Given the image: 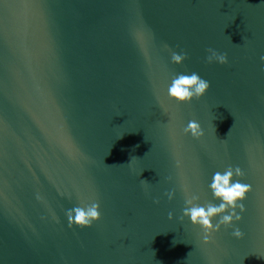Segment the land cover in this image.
Returning <instances> with one entry per match:
<instances>
[{"label": "water", "instance_id": "1", "mask_svg": "<svg viewBox=\"0 0 264 264\" xmlns=\"http://www.w3.org/2000/svg\"><path fill=\"white\" fill-rule=\"evenodd\" d=\"M261 57L264 0H0V264H264ZM193 72L205 96L170 100ZM230 166L245 211L205 245L185 199L218 205ZM94 202L99 222L70 228Z\"/></svg>", "mask_w": 264, "mask_h": 264}, {"label": "clouds", "instance_id": "2", "mask_svg": "<svg viewBox=\"0 0 264 264\" xmlns=\"http://www.w3.org/2000/svg\"><path fill=\"white\" fill-rule=\"evenodd\" d=\"M207 56V63H218L220 65H226L228 63L227 54H221L217 51L209 48ZM186 53H171V61L175 65H182L187 60ZM264 61V57H261ZM210 83L202 79L199 74L193 72L191 74H178L173 77L172 82L167 90L168 98L175 101L178 104H190L192 101L200 100L209 91ZM185 135H191L193 139H201L204 135L201 125L195 121H189L187 127L184 129ZM179 166V165H178ZM243 172L239 167L232 168L231 166L225 169L223 172H216L213 175L212 182L210 184V190L215 200L220 201L218 205L213 203H207L206 205H200L196 203L199 197L192 195L186 196L185 208L183 210V218L190 219L193 227H198L202 230L203 242L205 245L211 242L210 236L214 232H219L221 227H231L234 221H240L241 216L237 214V207L240 212H244L243 201L247 194L251 191L250 185H246L240 182ZM147 182V181H145ZM187 192V189H185ZM169 200L174 197V192L166 193ZM159 203V201H155ZM68 226L77 227L80 229L90 228L93 223L99 222L100 206L98 203H92L90 206L75 207L70 209L66 213ZM219 217L217 224H213L212 221ZM169 220L173 219L172 213H169ZM233 236L236 239H242L243 233L239 228L235 229Z\"/></svg>", "mask_w": 264, "mask_h": 264}]
</instances>
